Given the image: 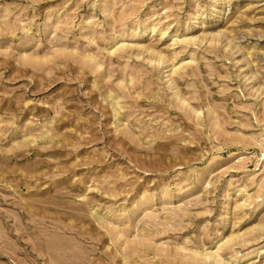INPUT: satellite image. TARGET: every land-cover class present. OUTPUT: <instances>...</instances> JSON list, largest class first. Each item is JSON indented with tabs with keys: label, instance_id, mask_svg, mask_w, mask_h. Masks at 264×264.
I'll return each mask as SVG.
<instances>
[{
	"label": "rangeland",
	"instance_id": "obj_1",
	"mask_svg": "<svg viewBox=\"0 0 264 264\" xmlns=\"http://www.w3.org/2000/svg\"><path fill=\"white\" fill-rule=\"evenodd\" d=\"M0 264H264V0H0Z\"/></svg>",
	"mask_w": 264,
	"mask_h": 264
},
{
	"label": "bare ground",
	"instance_id": "obj_2",
	"mask_svg": "<svg viewBox=\"0 0 264 264\" xmlns=\"http://www.w3.org/2000/svg\"><path fill=\"white\" fill-rule=\"evenodd\" d=\"M176 69V68H175ZM173 72H174V69H173ZM176 72V71H175ZM111 94V93H110ZM110 96H112V95H110ZM113 97V96H112ZM113 99V98H112ZM115 99V98H114ZM114 103V102H113ZM113 103H112V106H113ZM117 103V105L119 104L118 102H116ZM116 103H115V106H116ZM114 107V106H113ZM117 108H118V106H117ZM114 110H115V107H114ZM118 110V109H117ZM117 112V111H116ZM121 112V111H120ZM121 114V113H120ZM119 114V115H120ZM136 218V217H135ZM153 225V224H152ZM148 235V234H147ZM186 248V247H185ZM199 252V251H198ZM195 253V252H194ZM200 253V252H199ZM214 254V253H213ZM214 255H216V254H214ZM213 255V256H214ZM196 256V255H195ZM211 256H212V254H211ZM216 257V256H215Z\"/></svg>",
	"mask_w": 264,
	"mask_h": 264
}]
</instances>
